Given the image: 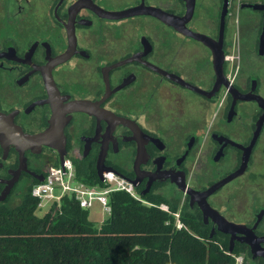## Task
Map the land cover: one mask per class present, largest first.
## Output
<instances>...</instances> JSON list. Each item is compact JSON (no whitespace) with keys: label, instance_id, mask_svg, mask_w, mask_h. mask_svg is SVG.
<instances>
[{"label":"flooded vegetation","instance_id":"obj_1","mask_svg":"<svg viewBox=\"0 0 264 264\" xmlns=\"http://www.w3.org/2000/svg\"><path fill=\"white\" fill-rule=\"evenodd\" d=\"M142 3L217 43L220 76L208 45L158 17L114 19L97 11ZM255 4L264 1L195 0L187 17V0H0V212L18 205L59 161L54 147L1 133L13 128L35 136L48 129L54 105L46 80H54L64 111L76 100L97 103L102 111L66 110L65 157L96 168L102 159L146 194L182 192L168 172L205 190L239 170L264 113L256 100L241 98L252 92L264 97V10L250 7ZM235 38L240 56L230 80ZM263 132L264 124L245 171L208 197L224 218L254 231L261 252L254 255L244 233L222 232L203 217L213 235L248 247V264H264V198L254 195L252 209L235 210L229 186L245 175L264 178L251 170ZM204 180L209 184L199 186Z\"/></svg>","mask_w":264,"mask_h":264},{"label":"trees","instance_id":"obj_2","mask_svg":"<svg viewBox=\"0 0 264 264\" xmlns=\"http://www.w3.org/2000/svg\"><path fill=\"white\" fill-rule=\"evenodd\" d=\"M74 163L79 180L101 184L95 166ZM141 196L150 204L125 190L113 192L110 215L96 225L90 210L68 196L40 213L31 188L0 212V264H235L230 242L212 235L200 208L157 193ZM234 252L247 255L248 247L236 244Z\"/></svg>","mask_w":264,"mask_h":264},{"label":"water","instance_id":"obj_3","mask_svg":"<svg viewBox=\"0 0 264 264\" xmlns=\"http://www.w3.org/2000/svg\"><path fill=\"white\" fill-rule=\"evenodd\" d=\"M188 2V12H187V17L192 15L193 10H194V5H195V0H187ZM83 5V1H80L76 7H79ZM250 7H253L256 10H264V4H255V5H250ZM226 9V3L224 4V11ZM97 10V9H96ZM100 14L114 18V19H121V18H127L135 15H153L161 19L162 21L169 23L173 27L177 28L178 30H181L184 32L186 35L193 37L195 39H199L203 41L206 45H208L214 52L215 55V67L217 70L218 75L220 76L221 72V66H222V57L221 53L219 52V45L215 43L213 40H211L209 37H206L205 35L201 33H196L191 31L190 29H185L182 26L183 20L177 16H174L167 11H164L161 8L155 7V6H150L146 5L145 3H142L138 6H133L121 11H116V12H107L102 9L97 10ZM264 45V27H263V32L261 35V46ZM261 53H263L261 51ZM69 56V54L65 55L62 57L61 60L66 59ZM47 85L49 87L51 96L53 98V105H54V115L51 121L50 126L48 127L47 130L44 132L31 136L28 134H25L21 129H13V128H6L4 131H1L4 135H12L15 136L17 139H19L21 142L27 144V143H33V142H38L42 144L49 145L51 147H54L58 153H59V162L63 163L65 155H66V149H65V136H64V126L67 122V119L65 118V113L66 110H80V111H86L92 114L99 115L102 113V111H99V107L97 103H93L89 100H76L71 102L67 109L64 111L63 106L61 105L62 98L60 96L59 90L54 82V80H46ZM241 98L247 101H252L256 100L258 102V105L264 110V97L255 94V93H250L247 95H241ZM116 121L124 122L127 123L128 125H132L128 121L116 117ZM2 120L0 118V125H2ZM264 124V113L260 116L258 122H257V129L254 132L253 139L249 145V147L244 148V156H243V162L239 170L229 174L227 177L221 179L220 181L215 182L213 185L208 187L205 190H196L186 183L185 179L183 177H175L171 172H168L166 175L172 177L173 181L177 184L179 189L185 194L190 197V205H194L196 202L198 203L200 209L203 212V217L204 220L207 221L210 217L213 218L217 223H218V229L222 232L225 233H231L235 234L236 232H241L247 235L246 242L252 247V252L256 256L257 253L261 252V247L256 239V235L253 230H250L249 228L237 224L234 222H231L224 218L217 210H215L210 203L208 202V197L213 194L217 189H219L221 186L229 183L239 175H241L246 167L247 163L250 158V153L253 148V146L256 144L257 139L261 133L262 126ZM143 148L140 147V151H142ZM114 171L118 175H120L122 178L129 180L132 182V184L137 188L138 187V181L137 180H132L125 176L124 174L120 173L113 167H107L104 165L103 160L101 159L99 161L97 171H98V176L101 181L104 180L103 173L105 171ZM45 176L43 174L39 175L37 179L39 181H43ZM147 191H143L141 194L145 195ZM214 233V230L212 232V235ZM235 243L236 240L233 237L230 240V246H229V251L233 252L235 248Z\"/></svg>","mask_w":264,"mask_h":264},{"label":"built area","instance_id":"obj_4","mask_svg":"<svg viewBox=\"0 0 264 264\" xmlns=\"http://www.w3.org/2000/svg\"><path fill=\"white\" fill-rule=\"evenodd\" d=\"M229 58L233 64V72L237 57L231 53ZM232 74L230 80H234L235 75L233 76ZM103 177L104 180L101 181V184H88L79 180L73 158L66 156L63 163L58 161V163L51 165L46 170L44 180L38 181L33 186L32 195L38 199V210L40 213H45L53 204L60 205L62 200L68 196L77 200L80 207L88 210L98 202L102 205L103 210L109 212L110 215V195L120 190H125L136 199L149 203L142 198L132 182L122 178L114 171H105ZM160 208L170 212L169 206L165 203L161 204ZM174 214L177 227H183V223L180 220V211ZM227 252L233 256L235 264H248L246 255L243 252L235 253L229 250Z\"/></svg>","mask_w":264,"mask_h":264},{"label":"rangeland","instance_id":"obj_5","mask_svg":"<svg viewBox=\"0 0 264 264\" xmlns=\"http://www.w3.org/2000/svg\"><path fill=\"white\" fill-rule=\"evenodd\" d=\"M261 1H264V0H261ZM245 12H252V10L246 9ZM235 17L237 19V15ZM232 54L238 57L240 56L239 42L237 38L234 39ZM236 71H237V67L234 65V71L232 74L233 76L236 74ZM261 93L264 95V89L262 90ZM263 145H264V132L261 134L260 143L258 145L257 151L255 153L253 165L251 167V170L254 172H257L258 174H261L264 172V159L262 156ZM190 168L191 170H193L194 174L199 173V169H197L193 165H191ZM198 183H199V186H202L204 184H209V182L205 180L200 181ZM229 187H231L229 188V191L232 194L234 193L232 195V205L235 210H240L242 208L243 210H245L246 208L252 209V198L254 195H261L262 198H264V178L261 176L254 179L253 177H251V175L250 176L245 175L242 179L232 183ZM157 194H160L158 190H157ZM160 195L166 196L170 199H175V198L180 199L181 206H183L186 203L185 194L180 191H175L171 194L162 193ZM108 216H109V212H106L105 210H103L102 205L98 202H96L94 206L90 209L89 219L93 221L96 225L101 224L102 221L105 220Z\"/></svg>","mask_w":264,"mask_h":264}]
</instances>
